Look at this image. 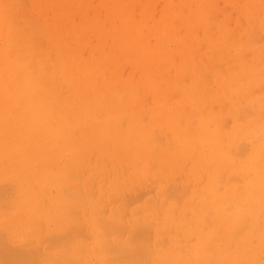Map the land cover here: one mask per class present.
Instances as JSON below:
<instances>
[{
	"label": "bare ground",
	"instance_id": "obj_1",
	"mask_svg": "<svg viewBox=\"0 0 264 264\" xmlns=\"http://www.w3.org/2000/svg\"><path fill=\"white\" fill-rule=\"evenodd\" d=\"M42 1L28 0L29 7L22 10L26 15L19 16L25 27H20L19 19V26L10 27L14 24L9 23L14 22L11 11H5L11 14L9 18L5 13L0 17V147L4 141L10 147L4 157L11 170L4 178L12 177L6 180L9 184L0 183V208H6L3 215L0 211L4 217L0 221V264H264V115L258 113L250 123L241 121L245 115L241 118L237 107L242 103L237 105L238 98L232 96L250 99V105L259 97L263 100L264 70L246 71L257 78L252 87L248 76L236 75L238 66L235 71H220L226 63L219 58L223 65L219 62L217 73L214 67L218 65L211 66L216 86L208 82L212 90L204 92L206 84L198 83L207 73L197 77L180 66L176 77L194 76L186 94L190 95L170 106L166 90L141 114L136 110L138 103L133 104L138 94L129 82H110L114 90L102 87L106 82L98 84L96 71L104 63L102 58L74 59L64 40V34L72 30L64 27V6L52 18L58 27L54 21L38 19ZM118 1L107 15L110 22L118 20L120 25L110 30L96 17V22L85 24L88 4L81 7L74 0L64 5L79 19L82 34L112 38L118 31L115 46L122 47L124 42L138 50L141 81L148 87L145 69L155 57L146 56L151 49L145 39L152 34L137 29L124 11L125 0ZM216 7L214 11L224 13ZM198 14H193V22ZM193 22L191 28L197 27ZM161 30L156 31L158 41L169 31L174 35L171 27L165 35ZM78 44L84 48L81 41ZM210 47L214 50L213 43ZM181 49L194 51L195 61L200 47L187 42ZM241 53L237 57L244 60L247 54ZM243 65L238 68L244 70ZM259 67L264 69V63ZM153 74L162 77L158 69ZM261 80L263 86L258 85ZM169 82L171 88L175 79ZM255 88L260 95H255ZM230 99L233 105L227 107ZM215 102L227 110H218ZM260 103L264 105L257 101L252 109L258 110ZM112 148L117 154L109 153ZM151 158L160 165L158 171L156 164L150 166ZM118 163L129 173L125 184H115ZM186 164L195 167L185 173L186 185L178 182L170 193L173 188H165V179L176 178ZM148 182L157 185L156 194L146 200L145 192L135 195ZM119 189L125 196L118 195ZM21 205L23 210L18 213ZM33 213L49 222L47 227L51 222L57 226L45 232L42 240L38 235L35 242L26 243L17 231L23 217Z\"/></svg>",
	"mask_w": 264,
	"mask_h": 264
},
{
	"label": "rangeland",
	"instance_id": "obj_2",
	"mask_svg": "<svg viewBox=\"0 0 264 264\" xmlns=\"http://www.w3.org/2000/svg\"><path fill=\"white\" fill-rule=\"evenodd\" d=\"M1 1L3 2L1 3ZM1 1H0V17L1 15H4V13L6 14L5 11H7V13L11 11L12 12V13L10 12L12 14L11 18L14 16V18L16 19L12 18L14 22L10 21L9 23H14V24L13 26H10V27L15 28V26L21 25L23 22H22V19L20 18H23V17H19V16L20 14H22L23 16L26 15L22 10L27 9L29 7L28 0L26 1L25 0H21V1L20 0H16V1L15 0H1ZM45 1L51 4H43ZM60 1L62 0H43L42 4H40L43 10L40 11L41 15L38 16V19H41V20L45 19L44 21L45 22L48 21L49 23L54 21V23L58 27L57 22H55V19L53 20L52 18L56 15V13L58 12V9L64 6L63 7L65 8L64 12H67L63 16L64 17V20H63L64 27L66 26L67 28L72 29L67 34H64V40H65V44L69 46V49L72 52V55L74 56V59L86 60L88 57H91L93 59H97L98 57L102 58V62L104 63L99 64L98 62L99 65L96 71L97 76L98 77L100 76L98 84L103 85V83L106 82L105 85H103L102 87L109 89V87L111 86L109 85V83L110 82L117 83L118 79L123 80L124 82H129V86L133 88L132 89L133 92H136V94H138V98H136L138 102H133V104L134 106H137V103H138L136 110L141 114L142 113L145 114L149 106H152L154 103L157 102V98L155 97L157 96V94L160 95L166 90H168L167 95L169 96V98H171L169 101L170 106L176 105L180 100L190 95V94L188 95L186 94L190 93L188 91H190V87L192 85L194 76L176 77L177 69L180 66H185L186 69L192 70L197 77L198 75L201 76L207 73V75L205 74L207 78L201 76V80L198 83V85L202 83L206 84L204 86H205V90L207 89V91H204V92H209L210 90H212V89H209L208 87L211 88L212 86V88H215L216 82H217V77L215 75L217 73L216 69H219V65L221 66L222 63L223 64L226 63V65L222 64L223 67L221 66L219 70L221 71V69L224 68L223 70L225 72L228 70L230 71V70L236 69L235 67L237 66L239 67L240 64L242 66L245 63L246 64L245 67L243 65L244 70L243 69L240 70L239 69L240 67L239 68L237 67L236 70L238 71L240 70V71L239 72L235 70L233 71L237 72L236 75L239 73L241 77L248 76V79L251 83L250 86L252 87H255L257 85L256 84L257 78H255L256 79L255 80L252 73L255 71L256 68H259L258 69L259 72L264 70L263 68L259 67V65L261 66L262 63H264V0H259V2H257L256 4H253V2L251 3L250 0H228L227 2L226 0L225 2L224 0H198V1L197 0H125V3L127 4V6L124 8V11L126 15L129 17V20L134 24V26L137 29H139L140 31H143L144 34H147V33L152 34V35H149L145 39L146 42L148 43V48L151 49V52L146 54V56L155 57V60L152 64L150 60H148L147 68L145 69V74H147L146 81H147L148 87L145 84H143V82L141 81V67H140L141 60L139 58L140 54L138 50L136 51L133 48V46L125 45L124 42L121 43L122 47L115 46L116 44L114 43V40L115 38H118L120 36L118 31L117 33L115 32L113 34L112 38L111 37L105 38L100 33L93 34V32L90 34L84 32L82 34L81 31H79V25H78L79 19L75 17V13H73L71 10H68L69 6L66 7L64 5L66 4L67 1L63 0L64 4H62ZM68 1L69 2H67V4H70V2H74V0L73 1L68 0ZM78 2H79L78 4H80L81 7L85 4H88L89 13L85 19V24H91L92 22H96V18H97L98 20L97 22L101 23V25H104V27L108 30H110L111 28L118 27L120 25L118 20H115V22L113 23L110 22L108 15H107L109 9L115 7L117 2H119L118 0H78ZM23 4H24V7H23ZM7 6L10 7L9 9L7 8L8 10L6 9ZM76 6L78 8V5ZM214 7L216 8L219 7L221 8L220 10L223 9L224 13L226 14H224L222 11L220 12L223 14H219L220 12L218 13L213 10ZM14 8L15 10H13ZM20 8H22L21 9L22 13L20 11ZM196 12H199L200 14H198V20H195L196 22L195 21L193 22L192 21L193 14ZM17 13L19 14L18 18H17ZM7 15L8 14H6V16ZM10 15H8L5 18H9ZM10 19H7V21ZM18 19H19V22L21 20L19 25L16 24ZM25 22L26 21L24 20V23ZM28 22H26V24ZM192 22L196 23V25L194 24V27L195 26L197 27L191 28L190 24L193 27ZM25 26L26 25L24 24V26L21 25L20 27L22 28ZM169 27H171L174 31L173 36L170 35V31L169 33H166V35L164 33L168 31ZM160 29H162L161 32L163 31L162 34H164L166 37H161V38L159 37V41H158L156 39V36H157L156 31ZM192 29H194L195 32H192L193 39L191 38V40L189 41L188 35ZM40 35L43 37L46 36L44 32H41ZM79 41H81L84 48L79 47V44H78ZM198 41H199V44H197ZM187 42L193 43V46L198 45V47H200L196 55V60H195L196 62L194 61L192 57V54H194V51H191L189 53L188 51H183L181 49L183 48V44ZM0 43H1L0 46H3L2 40H0ZM211 43L214 44V50H212L210 47ZM88 44H90V46ZM236 48H238V52H235L237 51ZM210 50L213 51L211 55V59L209 55L211 52ZM241 52H245L247 54V57L244 60L240 58V56L237 57V54ZM220 56L221 57L223 56L224 58L223 57L221 58ZM190 57H192V59H190ZM165 58H166V61H164ZM219 58L221 61L224 60L225 62L222 61L221 63ZM200 59L204 60V62H200L199 61ZM194 62L196 64H194ZM219 62L221 64H219ZM214 63H216V65L219 64L217 68L214 67L216 66ZM115 64L116 65L118 64V67H115ZM212 65H214L213 67L215 68L216 73H214L215 70L214 68L211 67ZM196 68L198 71L196 70ZM250 68H251V71L253 72L250 71L251 74H248L247 72L250 70ZM157 69L160 71V75L162 77L155 76L153 74ZM210 69H213V72ZM103 71L106 73V74L104 73V76L107 75L106 76L107 78L105 79V81L102 80ZM245 72L248 75H246ZM244 73H245V76H244ZM253 74H255V72ZM208 75H211L210 76L211 79L210 77H208ZM250 76H253V77H250ZM204 78L208 80L206 81V83L203 82ZM252 78L255 81L252 80ZM170 79L172 80L175 79V83L171 88L170 87L168 88V85H170L172 82V81L169 82ZM208 82H210L212 85L211 86L208 85L210 84ZM259 83H258L259 86H263L262 80ZM143 86L146 88H144ZM178 86L180 88H178ZM250 86H249V89H250ZM150 87L151 89H148ZM113 88L115 89L114 86L113 87L111 86V90H114ZM179 90L181 92L183 91L182 95L181 93H179ZM199 90H200L199 91L200 93L202 92L201 90H203V88H200ZM257 90H256L257 93H255V95H257L258 92H259L258 95H260L261 91L260 90L257 91ZM203 95L204 94H202L201 96L204 98ZM239 95L242 96L243 92H241ZM232 96L234 97V99L238 98L237 99L239 100L238 102L237 100H235L236 103H238L237 105L239 106L242 105L243 107V103H244V107H243L244 109L242 107L240 108L237 107L239 109L237 113L238 114H240V112L242 113V115L240 114L241 115L240 117L242 118V116L244 115L247 116L248 114H249L248 116H250V117L247 116L246 120H244L245 119L244 118L245 116H244L243 119H241V121H244V122L248 121V123H250V121L258 113H261L262 115H264V109H261L262 108L261 106H264L263 104L261 103L259 104L260 107L258 106L259 107L257 108L258 110L252 109V108H255L256 106L255 104L257 103V101L264 103L263 101L264 97H263V100L260 97L259 99H256L257 100L256 102L254 100L253 102L254 104L252 103L253 100H251L252 104L250 105V101H249L250 99H246V98L241 99L239 96H236V95L234 96L233 94ZM140 99H142V103L140 102ZM136 100L134 99V101ZM196 100H198V97L196 98ZM172 102H175V103H172ZM232 102L235 104V102L233 101V98H232ZM232 102L230 99V101L224 104L227 107L229 106L231 107V105H233L231 104ZM215 104L217 105L216 102ZM225 105L223 106L224 108L226 107ZM168 107L169 106H167V108ZM223 107H219L217 105L216 108L218 110H221ZM226 108L223 110L224 111L227 110ZM241 108L243 109V111ZM124 120H125L124 118H121V121L126 123V120L125 121ZM1 137L3 136L1 135L0 138ZM3 143H2V147H0V161H3V162H0V183L1 185H3L4 183L9 184L7 181L10 180V178H12V177H8L9 179H7V177L4 178L7 172L11 170L9 168V166L11 167V164L7 160V157L6 158L4 157L7 155L6 152L10 150V147L7 145L5 141ZM3 145H7V146H3ZM109 153L112 155L114 153L117 154L115 148H112L109 151ZM116 158H118L119 160H124V157L122 156L120 157L117 156ZM134 158L135 157H133L131 160L133 161ZM95 161L96 159L93 156L92 158L93 165L95 164ZM150 162L152 163V165L150 164V166H154V164H156L157 167L155 168H156V171H158L160 165L155 163L156 159L151 158ZM110 166H112L111 163H110ZM117 167L120 169L122 168L123 172L121 170H119L118 172ZM174 167H175V164H172L171 169H173ZM116 168H117V172H116L115 184L117 181L120 183L124 182V184L128 182L129 173L125 170V168L123 169V167L119 163L118 165L116 164L115 170ZM194 168L195 167L191 166V164H186L183 168V171L179 175H177L176 178L165 179V182L168 183V184L165 183V188H167L168 190L170 189V187L173 188V186L176 188L174 184H177L178 182L182 185H186L187 178L185 176V173H190L191 169H194ZM120 172L124 173V177L122 174H120ZM119 176H121V179L119 178ZM181 176H182V179L181 180L178 179V177L181 178ZM2 182L4 183L2 184ZM143 186L141 187L142 189L139 188L140 190L136 189V191H134V193L136 192L135 195H139V194L142 195V193L145 192L144 199L146 200V199L152 198L153 195L156 194L157 185L154 182L152 183L148 182L147 184H144ZM125 189L126 187L123 186L122 190H125ZM169 191L170 193H172L174 191V188L173 190H169ZM120 193H123V192H120V189H119L118 195ZM191 193L192 191L190 190L189 194ZM121 196H125V195H121ZM22 208H23V205H21L18 213L21 210H23ZM5 209L6 208H3L1 210L0 208L1 213L5 211ZM22 212L26 214L25 211H22ZM2 215L0 217V221L4 220V217ZM239 218L240 216L238 217V219ZM47 224H49V222L42 219L40 215L33 213V214L28 215V218L23 217V219L21 220V225L19 227V230L17 231V234L19 235L20 238L25 239L26 243L27 242L30 243V241H34L35 239L34 237L38 235H41V240H42L44 238L45 232L51 231L57 226L56 224L52 222L50 223L49 227L46 226ZM51 224L53 226H51ZM30 229L36 230L35 233H33V231H29ZM22 233H24L25 238H23Z\"/></svg>",
	"mask_w": 264,
	"mask_h": 264
}]
</instances>
